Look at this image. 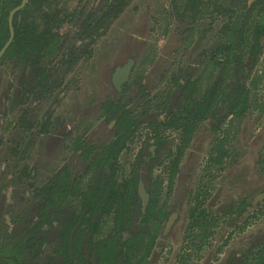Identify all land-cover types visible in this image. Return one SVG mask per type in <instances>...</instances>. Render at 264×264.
<instances>
[{
    "label": "flooded vegetation",
    "instance_id": "flooded-vegetation-1",
    "mask_svg": "<svg viewBox=\"0 0 264 264\" xmlns=\"http://www.w3.org/2000/svg\"><path fill=\"white\" fill-rule=\"evenodd\" d=\"M99 1L95 0L96 4L94 2V8H91V10H86L84 7L77 8L75 11L82 13L83 16L73 20L74 22L68 18L67 21L70 24L67 25H71V27L66 31H60L66 25H53L52 30L58 33V36H63V38L60 39L58 46L54 47V55L45 57L37 65H33L30 57L24 62H19L17 56L3 60L15 40V17L26 8L29 0L23 9L13 15L14 39L0 58V66L8 61L13 63L12 69L7 76L0 75V151L6 145L9 146V155L12 161L7 165L8 160H5L3 169L11 168V170H15L14 174L18 177L16 178V185L22 188L25 184L26 189L30 191L29 193H32V196L29 198L19 196L20 203H25V207H30V217L25 219V224L21 226L23 236L19 237L16 243L10 242V239L5 235L0 238V257L4 258L6 264H53L54 261L52 260L56 259L55 237L52 238L49 247L46 249L47 251L41 254L40 257H35L28 249L17 248V245L24 244L22 243L23 239L29 235V231L33 228L31 208L34 203V188L46 187L51 179L63 168H67L73 177L72 181H75V187L85 190V188H89L90 183L94 184L95 180L99 181L100 174L103 172V165L99 166V164L103 163L100 159L102 155H118L116 161L110 158L109 163L111 165L114 164L116 170L114 174L115 189H119L120 192V196L116 200V202L119 201L120 203L118 202L116 205L118 204L121 207L129 206L131 201L129 198L134 195L129 191L134 190L138 192L143 210L150 203L154 204L156 208L158 201L160 202L164 195V188L168 186L169 191L174 196V201L171 203L169 214H167L166 221L162 227L161 241L164 243V248L179 222L181 210L190 191L189 183L183 184L182 188L184 189H181L179 195L176 196V190L180 188L177 184L178 176L183 173L180 169L182 161L188 157L186 170L187 175L190 176L189 179H191L196 167L199 165L198 158L201 154V147L206 142L218 145L217 150H214L217 155L215 159H210V161L212 164L216 161V164L219 165L229 164V160L233 164L240 163V165H243L242 162L236 160L234 144L232 145L233 140L238 142L241 138V140H245L246 145H250V143L252 145L258 144L260 150L262 149L264 125L262 129L256 130L258 127H256L254 122V111L257 108L264 112L263 109L258 108L264 107V104L258 102V100L255 101L253 90L264 79L262 76H257V68L264 58V30L259 41L261 52L245 83L248 90L246 109L241 113L240 108L233 113H226V97L228 98L229 93L232 92L231 84L234 78L235 61L225 63V58L219 51L225 41L222 27L226 20L222 16L217 17L221 20V23L217 27L218 37L214 44L204 48L196 56L191 55L186 67L180 65L176 69L174 66L164 65L158 70L157 66L154 65V67L148 68L146 71L141 70L136 73V68L143 59L142 50L144 51V47H146L144 46L146 41L138 37L135 40L127 39L120 48L114 51L112 58L110 55L106 60L100 63L97 62L94 66L95 71L91 77L93 87L85 98L86 104L75 103L77 106L72 111L75 119L71 120L68 116H62L58 108L68 91H70L72 81L69 80V76L76 71L79 72L81 64L86 60L95 58L96 46L102 38L108 36L112 26L128 7L110 24L102 36L96 37L91 43L89 39H81L83 36L78 31L81 21L87 13L91 12L100 16L111 0H102L101 5L96 7ZM207 1L203 0L204 3ZM215 1L220 6L218 15H224L225 11L223 9H231L235 20L241 23L248 21L247 19L250 15L249 39L242 45L244 53L247 54L254 40L252 37L257 30V23L261 22L264 25V0ZM186 2L187 0H182L181 2L172 0L177 23H179V26H185V29L177 31L178 34L176 33V36H181L177 45L175 35L174 39L168 43L166 51L163 52V57L166 61L171 57H176L182 44L190 46L195 42H200L206 38L207 32L210 33L213 30L215 21L212 23L210 31L205 29L199 39H194V27L206 10L201 5V14L197 19H193L192 14L186 12V17L179 20ZM246 3L248 8H245ZM18 6L13 8L8 16V41L11 37V13ZM63 9L54 8L47 10L46 8L44 12L48 14L53 13L55 10H60L62 14L65 12ZM73 12L70 13L66 10V14L69 15ZM40 13L39 11L36 16L39 17ZM31 15L33 14L30 13L29 18ZM226 17L229 20V17ZM21 20L22 18L19 14L17 16V28L20 27ZM41 26L42 28H48V25L45 24ZM56 26L61 27L55 29ZM142 32L144 35L145 29ZM71 48L74 49V60L70 58L69 62L73 61V65L71 66V63L69 65L60 64L62 55ZM205 65L210 70L207 80H203L202 76H198V71L202 67L204 68ZM41 73L42 76H38ZM173 79H181L180 83L183 87H186L182 90L176 89L173 86ZM39 80L43 83L41 87L38 86ZM164 80H167L166 90L157 95L153 94L155 88ZM76 86H79V80ZM76 89L79 91V87ZM90 94H92L91 98L89 97ZM205 96L206 98L204 99ZM194 101L199 104L205 101V105L196 107L194 106ZM194 109L203 110L201 113L209 112V114L201 115L202 118H205L197 125H194L193 117L191 116L192 111L197 112ZM95 113L101 115V121L94 126L88 125V120ZM7 128L9 129L8 131H6ZM118 137L125 141L121 151L104 152L101 150ZM39 140L41 143H39ZM37 143H39L40 160L52 159L62 151L64 153L70 152L67 162L59 169L50 171L47 176H51L44 180L43 184L38 182L41 170L40 161L31 164L28 162L32 155L31 151ZM133 145L138 146L137 150H134ZM42 153H45V155ZM127 154L133 155V158L128 164V171L121 175V159L123 155ZM253 155H255V152H253ZM22 162L23 164L20 166ZM11 163L13 164L12 167ZM251 168V172L249 171V192L237 198L234 202L227 203V208L221 210L220 216L204 211L199 224L205 227V218L211 217L213 223L206 222V227L217 226L216 228L219 229V227L221 228L220 223L221 225L224 224V226L237 228L247 214L253 217H258L261 214V217H264V158H256ZM23 173L30 176V178L20 181L19 177ZM111 175V171L105 172V183L109 182ZM71 197L66 199V203L80 206L79 200L75 196ZM1 199L0 219L2 216H8L5 215L6 213L1 216V212L8 201L6 196ZM64 201L65 199L61 203H64ZM8 206V208H15L16 205L15 203H10ZM155 208L151 216L154 218L151 224L155 222L157 217L156 214L158 212H155ZM15 216L20 218L18 217L19 215ZM113 216V214L107 217L104 216V221L111 222V230L106 235L113 231ZM255 219L258 220L257 218ZM168 223H171L170 228L168 232L164 233L165 225ZM223 233L226 235V232ZM163 234L166 236L165 238L162 237ZM212 234V232H207L206 230L196 235L193 233L196 238H206ZM233 235L234 233L228 234V237L225 238L219 247L220 252L218 250H208L214 245L206 247L207 254H205L204 258L206 264L214 263V255L219 254L221 258L222 255L224 256L225 253L221 254V249L230 242L227 240H232ZM253 235L255 242L251 246L246 247L244 250L229 249L225 257L222 259L219 257L220 259L216 264H222L226 260H230L233 264L239 258L241 263L243 260V262H248L247 264H264L262 263L264 262V227L257 229L256 233L252 234V238ZM100 236L103 237L102 230L99 234ZM157 244L158 241L155 242L150 257L153 256L155 249L158 247ZM192 244L196 245L195 242H192ZM204 250V248L197 249L195 256L198 257L199 255L202 258V255L198 252L203 253ZM161 252L162 250L159 252L157 261L162 257ZM24 253L27 256V263H23L21 258H17V256H21ZM138 253V255H143L142 250H139ZM185 253L189 256L187 250ZM242 255L246 257H242ZM75 264L81 263L76 260Z\"/></svg>",
    "mask_w": 264,
    "mask_h": 264
},
{
    "label": "trees",
    "instance_id": "trees-1",
    "mask_svg": "<svg viewBox=\"0 0 264 264\" xmlns=\"http://www.w3.org/2000/svg\"><path fill=\"white\" fill-rule=\"evenodd\" d=\"M21 1L1 0L0 50L9 38V13ZM130 1L111 0L100 16L91 12L87 13L84 19H82L78 31L83 36L81 39H89L92 43L96 37L102 36L110 24L129 5ZM48 5L49 0H29L26 8L19 13L22 20L18 28L17 16L19 14L16 15L14 23L15 40L3 60L17 56L19 62H24L30 57L33 65L40 64L41 60L45 57L54 55V47L58 46L60 39L63 38V36H58V33L52 30L53 25H62L67 22L68 18L73 21L83 16L82 13L76 11L71 15L66 14L65 9H63L65 12L62 14L60 10L47 14L44 10H46ZM201 5L206 10L204 14L210 20L208 31L211 30L212 23L218 16H222L226 20L222 27L225 41L219 51L224 56L225 63L235 61L234 78L231 84L232 92L229 93L228 98L226 97V113H233L238 108L241 109V113L246 109L248 90L245 83L256 65L258 55L261 52L259 41L263 34L264 25L261 22L257 23V30L252 37L254 40L250 45L248 53L245 54L242 45L249 39L250 15L248 16V21L241 23L235 20L231 9H223L225 11L224 15H218L220 6L215 0H208L205 3L203 0H187L179 20L186 17V12H190L192 18L197 19L201 14ZM245 8H248L247 3L245 4ZM39 11L41 15L37 17L36 14ZM30 13L33 14L30 17L31 19L29 18ZM226 16L229 17V20ZM44 24L48 25L47 29L42 28L41 25ZM73 51V48L66 51L62 55L60 64L65 63L69 65L71 63L72 66L73 61L69 62V60L70 58L74 60ZM38 76H42V73ZM181 79H173V86L176 89L182 90L186 87H183L180 83ZM38 86H43L41 80L38 81ZM204 105L205 101L202 104H194L196 107ZM201 111L203 110L198 109L197 112H191L194 125H197L205 118H202L201 115L209 114V112L201 113ZM124 142L122 138L118 137L101 150L104 152H119L123 148ZM117 156L102 155L100 159L103 163L99 164V166L103 165V172L100 174L99 181L95 180L94 184L90 183L88 189L80 190V188H76L75 181H72L73 177L67 168L60 170L46 187L34 188V203L31 208L33 228L29 231V235L23 239L22 243L24 244H18L17 248L28 249L32 255L40 257L41 254L47 251L46 249L49 247L52 238L55 237L54 244L57 249V257L55 260H52L54 261L53 264H75L76 260H79L81 264H156L164 243L161 241L162 239L160 240V244L158 242V247L155 249L152 257L150 255H152L151 252L155 246L156 236H151L150 243H146V237L148 240V235L151 234V222L154 219L151 216L155 206L150 203L143 210L138 192L134 190L129 191L134 194L129 198L131 200L129 206L121 207L118 204L116 205L119 202H116V200L120 196V192L119 189H115L114 174L116 170L114 164L111 165L109 162L110 158L116 161ZM106 171H111L112 173L108 183H105ZM28 177L30 178V176L23 173L20 175L19 180L22 181ZM71 196H75L79 200L80 206L66 203V199ZM64 199V203H61ZM112 214L114 215L112 218L113 231L109 235L99 237L102 226L107 221L103 220L104 216L107 217ZM155 221L161 222V219L156 217ZM162 237L165 238L166 236L163 234ZM145 247L146 251L144 255H138V251L143 250ZM242 257L246 256L242 255ZM247 263L246 261L243 262V260L241 263L239 258L233 264ZM0 264H6L4 258L0 257ZM222 264L232 263L230 260H226Z\"/></svg>",
    "mask_w": 264,
    "mask_h": 264
},
{
    "label": "rangeland",
    "instance_id": "rangeland-1",
    "mask_svg": "<svg viewBox=\"0 0 264 264\" xmlns=\"http://www.w3.org/2000/svg\"><path fill=\"white\" fill-rule=\"evenodd\" d=\"M179 1L181 2L182 0ZM94 2L95 0H49L47 10L54 8H64L70 13L81 7H84L86 10H91V8H94ZM101 3L102 0L99 1V4H97L96 7L101 5ZM202 15L203 16H201L194 27V39H199L203 34V31L205 29L207 31L208 29L210 20L206 14L203 13ZM220 23L221 20L216 18L213 24V30L210 33L207 32L205 35L206 38L204 40L195 42L190 46L182 44L176 57H171L166 61V59L163 57V52L166 51L168 43L174 39L175 35V40L177 39V45L181 36H176V33L178 30L185 29V26H179V23H177L172 6V0H132L124 11L123 15L112 26L108 36L106 38H102L99 44L96 46L95 58L86 60L81 64V69L79 72L76 71L71 76H69V80L72 81V84L70 91H68V94L59 105V113L62 116H68L71 120L75 119L74 114H72L73 109L77 106L75 103L80 102L81 105L86 104L87 101L85 98L89 94V90L93 87L91 77L95 71L94 66L97 64V62L100 63L106 60L110 55L112 58V56H114V51L120 48L125 43V41H127V39L131 38L132 40H135V38L138 37L139 39H144L146 41V45H144L146 47H144V51L142 50L143 59L137 66L136 73L141 70L146 71L148 68L154 67V65L157 66L158 70H160L164 65H171L177 69L180 65L186 67L191 55L196 56L204 48L214 44L218 37L217 27L220 25ZM67 24L70 23L68 21L64 23L63 25L66 26H64L60 31H66L69 27H71V25ZM60 27L56 26L55 29H59ZM143 29H145L144 35L142 32ZM140 34L142 35L141 37ZM12 66L13 63H10V61L1 65L0 75L2 74L3 76H7V74H9L10 70L12 69ZM209 72L210 70L208 66L205 65L204 68L202 67L198 71V76H202L203 80H207ZM257 76L264 77V58L257 68ZM78 80L79 86H76ZM166 86L167 80L161 81L159 86H157L155 91H153V94L157 95L161 92H164L166 90ZM77 87H79V91H77ZM253 91L255 93V101L258 100V102L264 104V79L254 88ZM91 95L92 94L89 96L90 98ZM258 108L264 110L263 106ZM254 116V122L256 123V127H258L256 130L262 129L264 125V112H261L256 108L254 111ZM100 121L101 115L99 113H95L87 123L88 125L91 124V126H94ZM8 130L9 129L7 128L6 131ZM39 143H41L40 140ZM39 143H37L31 151L32 155L28 162L31 164L35 163L36 161H40L41 170L38 182L43 184L44 180L51 176H47L50 171L53 169H59L67 162V157H69L70 152L64 153V151H62L52 159L40 160ZM233 144L236 152V160L242 162L243 165H240V163L233 164L231 160H229V164L219 165L216 164V161H214L215 163L212 164L210 159H215L217 154L214 150H217L218 145L209 144V142L204 143L201 147V154L198 158L199 165L196 167V171L194 172L191 179H189L190 176L187 175L186 170L188 157H186L180 164V169L183 173L178 176L177 184L180 186V188L177 187L178 189L176 190V196L179 195L181 189H184L182 188L183 184L186 185L189 183L190 191L188 190L189 193L187 195L183 209L181 210L179 222L173 231V235L164 245V248L161 252L162 257L159 261H157L158 264H206L204 261L205 254H207L206 247L214 245L208 250H218V252H220L219 247L225 238L228 237L229 233H234V235L232 236V240H227L230 242H228L226 246L222 247L221 254L225 253L224 256L222 255V258L225 257L227 251L231 248H234V250H236L235 248L244 250L246 247L251 246L252 243L255 242L254 235L253 238L251 237L252 234H255L257 229L264 227V217H261V214H259L258 217L249 216L248 214L245 215L243 222H241V224L238 226L239 228H233L227 225L224 226V224L221 225L220 223L219 225L221 228L219 227V229L216 228L217 226L206 227V222L213 223L211 217L205 218V227H203L202 224H199L200 220H202L201 215L204 211H209L214 213L216 216H220L221 210L227 208V203L230 204L237 198L242 197L245 195V193L249 192V171L251 172L252 170V164H254L256 158H264V155H261L264 154V141L263 144L261 143V150L258 144L252 145V143H250V145H246L245 140H241V138L238 140V142L233 140L232 145ZM133 146L134 150H137L138 146ZM253 152H255V155H253ZM42 154L45 155V153ZM132 158L133 155L131 154L122 156L121 175L122 173L124 174L128 171V164ZM5 160H8L7 165H9V163L12 161V158L9 155L8 145H6V147L0 151V200H2L1 198L4 196H6L8 199L4 209L1 212V216L5 213V215L8 216H2L3 218L1 217L0 219V238L2 235H5L8 239H10V242L16 243L19 237L23 236L21 233V226L25 224V219L30 217V207H25V203H20L19 196L21 195L23 197L29 198L32 196V193H29L30 191L26 189L25 184L22 188L16 185V178L18 177L14 174L15 170H11V168L3 169ZM22 164L23 162L20 164V166ZM12 165L13 164L11 163V167ZM173 201L174 196L172 195V192L169 191V187L166 186L164 188V195L160 202L158 201L156 206L157 209L155 208V212H158L156 216L157 218L161 219V222L155 221L151 224L152 231L151 234L148 235V240L146 237L147 244L150 243L151 236L154 235L156 236L155 242H159L161 240L163 223L166 221L167 214H169L168 212L170 211L171 203H173ZM10 203H15V208H8ZM15 215H19L18 217L20 218H16ZM110 225L111 222H107L102 226L103 237L110 232ZM205 230L207 232H212L213 234L208 235L206 238H196L193 235V233L196 235L204 232ZM214 232L218 234L216 235ZM223 232H226V235H224ZM192 242H195L196 245L192 244ZM200 248L205 249L203 253L198 252L202 255V258L199 255L198 257L195 256L197 254L196 250ZM186 250L189 253V256H187V253H185ZM142 251L144 255L146 247ZM180 254L181 256H179ZM219 257L221 258L219 254L214 255V263L212 264H216L220 259ZM17 258H21L23 263H27V256L25 253L21 254V256H17Z\"/></svg>",
    "mask_w": 264,
    "mask_h": 264
},
{
    "label": "water",
    "instance_id": "water-1",
    "mask_svg": "<svg viewBox=\"0 0 264 264\" xmlns=\"http://www.w3.org/2000/svg\"><path fill=\"white\" fill-rule=\"evenodd\" d=\"M28 0H23L21 5H19L16 9H14L11 13V19H10V29H11V37L9 39V41L7 42V44L3 47V49L1 50L0 52V58L4 55L5 51L8 49V47L10 46V44L12 43L13 39H14V29L12 27V18H13V15L20 11L21 9H23L26 5ZM170 224L171 223H168L166 225V229H165V232H168L169 228H170Z\"/></svg>",
    "mask_w": 264,
    "mask_h": 264
}]
</instances>
